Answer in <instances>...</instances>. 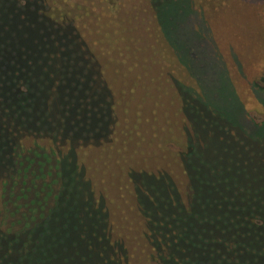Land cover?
Segmentation results:
<instances>
[{
    "label": "trees",
    "instance_id": "1",
    "mask_svg": "<svg viewBox=\"0 0 264 264\" xmlns=\"http://www.w3.org/2000/svg\"><path fill=\"white\" fill-rule=\"evenodd\" d=\"M149 1L154 11L153 17L156 20L159 36L162 35L166 39L172 54H175L180 63V68H183L179 71L183 80L177 81L175 89L172 85L171 91L164 84L167 79H171L169 69L175 67V65L171 66V63H176V60L173 55L165 54L163 49H161L163 55L158 54L159 51L151 42L131 38L130 33H134V36H154L147 33L145 27L138 32V23L130 26L129 23L125 24L123 22L125 20H121V17H117L115 24L119 27L115 28L110 49L115 56L112 55L111 58L112 79L108 87L101 78L97 62L87 50L76 29L66 19L62 21L55 19L44 0H0V192L6 191L8 180H12L15 174L21 173L24 148L22 141L28 136L48 138L58 144L68 143L71 148L68 154L58 161V165H54V171L59 175V166L63 161L67 169L71 168L68 176L72 175L75 180L74 185L69 186L67 190L64 188V183L61 185L53 208L42 222H26L23 227L16 230H3L0 223V250L4 253L2 262L6 258L9 264H43L50 259L47 247L52 243L63 241V235L67 233L68 226L62 225L63 216L68 222L71 221L72 216L77 220L72 213L63 214L58 209L55 210L61 194L63 196L61 189L69 196L71 208L74 209L78 207L76 200H79V196L75 195L72 198L68 193L73 191L78 194L82 189L84 190L94 212L93 218L102 229V235L109 249L110 264H121L125 260L119 244L111 243L106 228V215L101 204L92 198L86 183L81 180V174L77 171L72 157L74 147L98 144L107 138L112 123L117 120L116 117L118 119L122 117L121 114L115 113L116 106H114V103L117 105V100L114 101L115 94H119L124 97L130 95L136 104L135 115L138 119L143 116L144 110L141 112L143 105L150 106L151 102L156 112L153 114L154 121L157 125H163V119L157 115L160 111L158 106L168 102L169 98L178 101L185 118V150L181 153L170 151L171 156H176L174 162L179 163V173H174L172 162L167 156H162L163 153L161 154L165 148L157 142H155L156 148L139 144L141 147L139 154L127 148L132 160L137 163L136 168L131 171V179L135 187V203L144 218V225H141L140 229L143 230L144 245L148 248L147 259L152 261V264H171L168 263L170 258L175 257V254L170 252L172 248L180 250L175 251L177 254L187 253L177 261L182 260L189 264H264V199L251 194L253 193L251 181H245L244 185L237 189L235 185L225 188V191H230L228 195L222 192L218 194L221 197L216 200L217 206L226 208V212L208 219L194 210L195 200L191 198L193 189L191 181L194 176L197 177V167L202 161L203 144L196 141V137H190L189 102L211 107L215 109L212 110L215 113L219 111V113L231 114L230 131L236 137L240 134L244 138H249L245 144L249 148V155L255 156L256 160L260 157L263 167L264 118L256 120L246 114L243 103L231 87L226 69L225 73L219 64L218 66L214 64L213 55L209 52L204 38L197 59L203 73L200 71L197 73L192 60L188 57L184 58L172 43V39L167 36L160 9L152 0ZM116 4L117 2L112 6L114 18L116 15L120 16L118 12L116 13ZM184 9L189 12L185 15V22L181 26L187 29L197 28V14L190 6ZM127 24L130 27L126 26ZM186 38L189 41L193 37L186 36ZM138 50L141 53H138ZM158 68L160 70L157 72ZM216 68H220L223 73L222 83L216 87L223 89L217 104L213 101L215 87L207 82V78L209 80L217 77V71L220 73L219 70H215ZM150 73L158 80H151L148 84ZM61 88L64 89L62 93ZM249 89L264 112V74L251 81ZM79 90H83V93L80 94ZM227 94V99H224ZM148 97L150 99L146 101ZM77 99L80 102L73 107ZM86 102L93 103L92 108L87 111V119L95 122L93 127L87 126L83 120ZM55 110H59L61 116L51 115ZM237 112L241 114L240 117ZM58 118H62L63 121L59 122ZM65 120L68 122L66 123ZM136 121L135 129L139 134L143 128L140 121ZM88 129L91 132H87ZM149 137L150 135H144L141 138ZM35 150L29 151L35 152ZM256 160L255 169H258ZM202 177L210 178L208 175ZM149 178H152L154 183L161 181L165 183L149 193L146 183V179ZM243 180H247V175L243 176ZM220 184L213 181L210 186L215 187ZM260 189L264 191V185ZM237 190L243 191V195H236ZM161 192L165 194L169 203L176 206L178 213L184 215V217L176 215L177 224L188 222L191 226L190 230L185 227L183 232H177L172 229L171 224L163 229V224L156 221V216L147 209V205H158ZM1 195L0 193V197ZM208 201L209 198L203 200L197 196V205L200 204L202 209ZM223 201H226L225 206L221 204ZM206 221L210 222L208 224L210 240L201 237V233H205L206 229L198 228V223L205 224ZM74 225L76 226H73V229L77 227V222ZM241 228L244 232L239 234L237 229ZM57 229L59 231H56ZM197 235L203 241L197 244L199 262L194 260L196 255L188 254L191 248H186L181 241L183 238L186 243H190V239ZM209 241L213 243L211 247L206 246ZM21 251L24 252V258L17 257Z\"/></svg>",
    "mask_w": 264,
    "mask_h": 264
},
{
    "label": "rangeland",
    "instance_id": "2",
    "mask_svg": "<svg viewBox=\"0 0 264 264\" xmlns=\"http://www.w3.org/2000/svg\"><path fill=\"white\" fill-rule=\"evenodd\" d=\"M152 1L161 11L167 36L172 39V43L184 58L188 57L192 60L197 73L199 71L203 73V70L198 66L197 59L200 54V44L204 38L209 52L216 61L212 59L214 64L216 63L217 66L219 64L224 72L226 69L231 87L237 98L243 103L246 114L256 120L264 118L261 106L249 89L250 82L264 74V0ZM44 2L55 19L58 21L66 19L73 25L87 50L97 62L101 78L105 80L108 87H110L112 79L110 63L113 54L110 49L115 28L119 27V25L116 27L115 24L117 17H121V20H125L123 22L129 23L130 26L138 23V32L142 27H145L147 33L154 35L134 36V33H130L131 38L151 42L160 55H163L161 52L163 49L165 54L174 56L176 63L172 62L171 66L175 65V67L172 66L169 69L172 80L167 79L164 84L169 88V91H171L172 85L175 89L178 80L179 82L183 80L179 73L183 68H180V63L175 54H172L166 39L162 35L159 36L160 33L155 25L156 20L153 17L154 11L149 0H44ZM116 2V13L118 12L120 16L116 15L114 18L112 9L114 7L112 6ZM189 6L197 14V28L195 29L181 26L185 22V15L189 12L184 8H189ZM186 36L193 38L187 41ZM138 53L141 52L138 50ZM205 55H207L206 50ZM159 70L160 68L156 71ZM222 75L221 71L220 73L217 71V77L209 80L207 78V82L209 81L215 87L213 101L216 104L223 93V89L216 88L218 84L220 86L222 83ZM151 80L158 79L150 73L147 83L149 84ZM60 92H64V89L61 88ZM79 93H83V90H79ZM143 96L146 98L145 95ZM227 96L228 94L224 99H227ZM149 99L148 97L146 101ZM116 100L117 105L114 103L115 113L121 114L122 117L120 119L116 117L117 120L112 123L109 135L98 144L74 147L73 163L81 174V180L88 186L92 198L101 204L107 218L106 228L109 239L111 243L119 244L123 258H125L121 264H152V261L147 259L148 248L142 239L143 230L140 229V226L144 225V218L135 203V187L131 179V171L136 168L137 163L132 160L128 149L131 148L136 154H139L141 150L139 144L156 148L155 142H157L165 148L161 154L163 153L162 156H167L172 162L174 173H179V163L174 162L176 156H171L170 151L181 153L185 150V118L178 101H172L170 98L168 102L164 101V104L158 106L160 111L157 112V115L163 119V125H157L154 121L153 114L156 112L151 102L150 106L143 105L141 110V112L144 110L143 118L140 116L138 119L135 115L136 104L130 95L124 97L115 94L114 101ZM79 102L77 99L72 106L76 107ZM92 106L93 103L86 102L83 112L84 123L89 127H93L95 124L93 120L87 119V111ZM144 107H146V111ZM189 110L190 137H196V141L203 144L202 161L197 167V177L194 176L191 181L193 186L191 198L195 200L194 210L208 219L226 212V208L217 206L216 200L221 197L218 194L222 192L224 195L225 193L228 195L230 191H225V188L235 185L237 189V187L243 186L245 181H251L253 187L251 194L264 199V191L260 189L264 185L263 164L260 163V157L256 160L255 156L249 155V148L245 145L249 138H244L240 134H237L236 137L230 131L231 114L219 113V111L218 114L214 112L215 109L195 102H189ZM54 114L61 116L59 110H55L51 115ZM237 115L241 116L239 112ZM136 120L140 121L143 128L139 134L135 129ZM58 121L62 122L63 119L58 118ZM87 132L91 131L88 129ZM144 135H150V137L141 138ZM154 135L155 137H153ZM22 145L24 148L21 173L15 174L12 180H8L6 191L1 190L0 192L2 194L0 197V223L3 230H16L23 227L26 222H42L49 210L53 208L61 185L64 183V188L67 190L69 186L74 185L73 181H75L72 175L68 176L71 168L67 169L63 161L59 166V175L54 171V165H58V161L63 159L71 148L68 143L58 144L48 138L28 136L23 139ZM31 149L36 150L30 152ZM255 160L258 169H255ZM55 174L58 175V182ZM205 175L210 178H203L202 176ZM244 175H247V180H243ZM213 181L221 183L220 186H215L218 189L210 186ZM146 183L147 190L151 193L156 187L164 185L165 182L154 183L152 178H149L146 179ZM231 191L233 192V190ZM61 192L63 196L61 194L55 210L58 209L63 214L72 213L77 217V220L72 216L71 221L68 222L63 216L62 225L68 226L66 227L67 233H64L63 241L51 242L52 245L49 243L51 246H48L47 250L50 253V259L44 261L43 264H110L109 249L102 235V229L93 218L94 212L91 210V204H89L84 190L82 189L78 194L73 191L68 193L72 198L75 195L79 196V200H76L78 207L75 209L71 208L72 203L65 191L61 189ZM160 195L158 205H147V209L156 216V221L163 224V229L168 228L167 225L171 224L173 225L172 229L177 232H183L185 227L190 230L191 226L188 222L177 224L176 215L181 217L184 215L178 213L176 206L166 200L164 193L161 192ZM236 195H243V191L237 190ZM197 196L203 200L209 198V201L205 202L204 209L200 207V204L197 205ZM225 203L226 201H223L222 206H225ZM231 215L233 216V214ZM74 222H77L75 229H73V226H76ZM209 223V221H206L205 224L198 223L199 229H206L205 233H201V237L208 238V240L211 238ZM234 231L236 230L234 229ZM237 231L239 234L244 232L242 228ZM69 232L70 235H68ZM185 238L188 237L185 236ZM201 240L198 235L190 239V243H186L181 238L185 247L191 248L188 254L196 255L194 258L196 262H199L197 244L202 243ZM211 245H213L211 241L206 244L207 247H211ZM175 251L180 250L170 249L175 257L170 258L168 263L189 264L182 260L177 261L187 253L177 254ZM23 254L24 252L21 251L17 257L24 258ZM3 257L4 253L0 250V264H9L6 258L2 262Z\"/></svg>",
    "mask_w": 264,
    "mask_h": 264
}]
</instances>
